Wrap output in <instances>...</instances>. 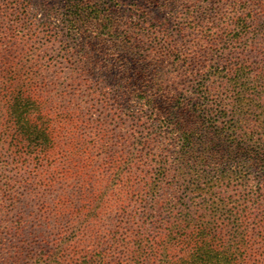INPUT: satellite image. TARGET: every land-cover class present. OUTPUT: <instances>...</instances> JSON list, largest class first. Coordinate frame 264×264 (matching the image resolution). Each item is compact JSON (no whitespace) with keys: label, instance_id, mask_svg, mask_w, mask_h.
<instances>
[{"label":"trees","instance_id":"obj_1","mask_svg":"<svg viewBox=\"0 0 264 264\" xmlns=\"http://www.w3.org/2000/svg\"><path fill=\"white\" fill-rule=\"evenodd\" d=\"M3 1L12 5L15 27L26 32L0 31V55L5 38L38 34L28 0ZM226 3L234 18L223 21L234 40L246 43L238 57L257 49V61L230 58L231 47L208 61L195 57L201 109L164 89L150 93L160 75L141 45L142 26L122 24L92 0H67L65 32L55 37L66 38L61 48L70 55L65 81L81 86L66 113L43 111L38 102L61 97L57 89L43 90L15 60L0 56V227L6 233L0 232V264H264V0ZM77 35L92 40L71 42ZM107 47L116 51L111 64L102 54ZM183 55L177 48L170 66L188 72L191 60ZM100 66L109 71L107 88L102 72L95 75ZM225 92L231 98L219 101ZM158 97L167 107L157 127L175 128L165 140L173 134L169 140L177 138L185 154L203 141L226 150L235 171H222L220 158L208 181L189 178L184 169L176 178L165 174L168 159L156 158L149 173L144 150L152 139L138 128ZM166 188L177 193L175 207L160 201ZM29 225L47 230L37 247ZM10 237L17 241L12 246Z\"/></svg>","mask_w":264,"mask_h":264},{"label":"rangeland","instance_id":"obj_2","mask_svg":"<svg viewBox=\"0 0 264 264\" xmlns=\"http://www.w3.org/2000/svg\"><path fill=\"white\" fill-rule=\"evenodd\" d=\"M28 1L34 29L38 33L36 38L32 40L24 38L25 40L20 39V41H16L13 38H5L4 44L7 46L3 47L5 52L1 53L0 56H5L6 60H15L19 64L20 73H30V76L34 77L43 90L51 91L57 89L61 97L54 94L51 96L46 95L50 98L42 96L45 101L38 102L43 111L66 113V107H69L72 101L70 94H81L79 90L81 86L70 85L67 80L65 81V77L69 72L65 59L70 55L62 52L61 39L66 40V38L63 36L59 40L55 39V37L59 36L60 31L62 33L65 32L64 25L61 22V15L65 11L67 0ZM227 1L232 2L235 0H193L192 2L191 0H92L93 3L99 2L102 10L110 11L115 19H120L122 24L130 23L135 27L142 26L144 36L142 37L141 45H144L146 52L151 53L152 57L148 62H153L154 67L152 69L157 68L160 75L159 82L153 81L149 86L150 93L155 94L164 89L173 94L175 101L180 100L186 103L196 101L199 109L202 107V101L198 95H195V88L199 83L195 76V64L192 61L195 57H198L203 62L208 61L213 54H220L231 47L225 54L228 55L230 52L236 54H232L230 58L241 62L244 58L251 57L252 64L256 65L255 62L257 60L253 54L257 49L251 50L247 48L243 57H238L246 43H241V38H235L234 40L235 33L224 23L227 19L234 18L233 9L226 3ZM10 4V2L0 0V31H13L20 37H24L26 29H17L15 27V17L12 16L13 11ZM6 10H8L10 16L4 19L2 14ZM213 18L221 21H216L213 24L211 23ZM191 22L192 24H190ZM28 38H31V36H28ZM232 39L235 44L231 46ZM90 40L92 38L77 35L71 42L82 45ZM10 42H13L14 45L10 44ZM177 48L179 52L184 54L183 57L189 56L188 58L191 60L188 72L186 69L170 66L171 61L177 56ZM90 53L93 57L97 56L92 50ZM115 53L116 51L111 47H107V49L102 51L103 56H107V64H111V59ZM165 53L166 55L172 54L173 57L170 58L168 56L157 60ZM166 59L167 61L164 63L163 61ZM143 64H147V62L144 60ZM106 71L109 72L106 68L103 70L101 66L97 67L95 71L97 76H100L102 72L101 78L106 81L103 84V88L109 87L111 83L110 76L108 77L105 74ZM245 85L249 87L250 82L245 83ZM106 90L110 91V89ZM22 91L28 94L27 90L23 89ZM227 92L219 97V101L231 98V94ZM238 92V90H233V96H238ZM87 101L89 100L87 99ZM166 107V98H156L155 105H152L153 112H149L142 123H139L144 125V127L140 126L138 131L150 133L148 139H152V143L144 150V156L150 157L147 161L150 167L147 169L149 173H152L153 169L157 167V163L153 162L156 158L168 159V162L164 164L165 174L176 178L182 174V169H184V173L189 172V178L192 176L201 177V179L207 177L202 182L208 181V177L214 176L213 170L220 158L224 161L221 166L222 171L228 174L235 171L236 168L225 162L227 160L224 157L226 150L220 151L203 141L202 143L199 142L189 154H185L180 152V143L177 138L169 140L174 137L173 134L165 140L166 137L171 135V131L175 129L157 127L160 121L159 116L165 114ZM232 114L234 115V111ZM135 122L138 123L137 120H132L130 123ZM242 124L245 127L249 126L244 122ZM240 132L238 130L237 133L239 134ZM129 150L127 149L126 151ZM166 191L161 195L160 201L167 207H175L177 199L173 195H177V193L174 194V191L168 188H166ZM27 231L34 232L31 239H33L36 247L42 239L40 233L47 232L45 229H30V225ZM0 232L2 235L6 234L1 227ZM23 237L29 240L26 235H23ZM15 241L10 237L7 244L12 246L17 242Z\"/></svg>","mask_w":264,"mask_h":264}]
</instances>
